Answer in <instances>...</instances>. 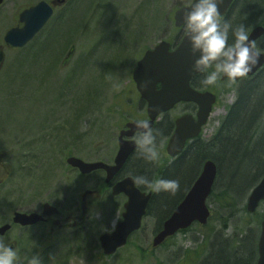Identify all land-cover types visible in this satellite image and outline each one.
Masks as SVG:
<instances>
[{
    "label": "rangeland",
    "instance_id": "1",
    "mask_svg": "<svg viewBox=\"0 0 264 264\" xmlns=\"http://www.w3.org/2000/svg\"><path fill=\"white\" fill-rule=\"evenodd\" d=\"M33 1L5 0L2 4L0 46L3 45L6 32L15 25L22 6ZM105 1L113 9L117 2L125 3L127 0ZM140 1L143 0H129L128 3L134 5ZM163 2L167 12L172 0ZM130 10L118 13L109 11L102 16L104 10H101L99 16L89 15L93 19L86 18L90 24L85 23V29H82L85 8L80 7L69 14L66 20L57 21L51 29L50 26L45 28L32 42L30 47L33 49L29 47L19 51L4 48V62L0 69V152L7 154L12 173L5 185L7 196L12 193L34 196L38 208L39 203L45 200L60 202L65 194L67 199L64 206L68 208L81 191L94 189L98 184L95 176L85 179L78 177L79 173L67 165L66 159L74 156L86 162L102 161V158L111 162L107 157L115 148V135L118 132L119 108L116 105L118 102L124 104V95L129 93L127 80L131 78V72L143 51L136 47L140 44L138 30L128 31L123 26L118 28L125 39L118 41L124 45L112 38L110 35L117 23L109 22L108 17L116 13L128 14ZM58 15L54 21L59 19ZM263 18L264 12L257 20ZM253 20L254 17L246 18L243 24L247 27ZM108 32H111L110 35ZM162 33L150 32L145 46L156 45L161 36H167V31ZM72 45L75 51L69 58L71 66L61 69L60 64L70 54L68 48ZM257 46H264V37ZM110 47L113 49L109 50ZM260 86L247 120L254 119V114L259 111L255 105L262 102L260 109H264V79ZM226 98L228 101L222 105H228L231 100L230 96ZM222 105L216 110L219 118L224 116ZM247 120L241 142L245 144V139L246 142L254 143L260 136L264 138V117L261 116L254 125V120ZM99 140L104 141L106 146H94ZM260 144H264V140L258 142V148ZM241 150L243 152L244 149ZM250 153L248 150L249 156ZM239 154L236 162L231 160V155L223 159L218 157L220 176L213 199L209 202L212 215L206 226L196 225L174 236L164 246L154 248L155 221L149 217L145 219L142 229L131 236L127 246L99 264H245L243 259L249 260L246 245L252 249L254 247L256 263L264 203L253 214L247 212L246 204L252 189L264 176L258 177L264 169L260 167L261 164H244L241 151ZM261 154L256 153L252 157L263 158L264 151ZM253 182L255 185L248 188ZM174 201L168 202L165 207L160 203L155 208L161 206L160 214H168ZM12 202V198L6 200L7 204ZM101 203L92 206L89 218L85 220L87 224L97 225L94 232L98 236L112 230L119 213H112L109 204ZM92 236L93 231H86L83 239L90 242ZM219 243L226 244L227 248L224 249L223 245L218 247ZM75 254L77 256L70 258L67 264H87L90 260L85 251L79 256L78 252ZM60 256L61 253H58L48 263L37 264H58Z\"/></svg>",
    "mask_w": 264,
    "mask_h": 264
},
{
    "label": "flooded vegetation",
    "instance_id": "2",
    "mask_svg": "<svg viewBox=\"0 0 264 264\" xmlns=\"http://www.w3.org/2000/svg\"><path fill=\"white\" fill-rule=\"evenodd\" d=\"M128 1L129 0L125 2L124 0L125 3L117 2L112 9L110 4L105 0H34L28 5L22 6L23 8L16 16L15 25L12 27H22L23 24L20 22V15L25 10L30 9L41 2H46L53 8V15L45 26V28L50 26V29L54 23L66 20L69 14L73 13L80 7H83V9L85 8L82 29H85V23L89 22L90 24V21L87 20L93 19H91L89 15H94L95 17L99 16L101 10H104L101 14L102 16L109 11H115L118 13L125 9L127 11L131 9L128 14L120 15L116 13V15H111V17L107 16L109 22L117 23L115 24L112 33L108 32L107 34L111 33V35H109L112 36V38L116 39L118 43L124 45V43L118 41V39H123L122 41L125 40L118 28L123 26L126 29L128 28V31H132L130 29L138 30L139 33L137 36L139 37L140 44H137L136 47L143 51L141 52L143 53L141 58L136 62L135 68L131 72V78L127 80L129 93L124 95L126 97L124 104L120 105L118 102L116 105V107L119 108V120L117 124L118 132L117 135H115V151H111L110 157H107L108 159H111V162L109 163L103 158L102 161H100V159L94 161L103 162L108 165H115L122 144H124V148L132 145L133 133L129 125L136 119L147 118L150 121L148 109L149 103L142 98L141 93L137 89V84L133 79V73L138 66V62L143 58L147 51L155 49L163 41L170 44V51H174L180 45L184 39V35L181 27L182 23L177 25L176 13L180 9L188 7L191 4V0H186L185 2H180L181 0H172V4L166 12L163 0H143L134 5L132 2L128 3ZM247 2L248 0H234L227 12L222 15V22H227L235 26L239 8ZM57 15L60 16L59 19L54 21V18ZM258 16L259 13L254 15V20H256ZM119 17H122V19H119ZM86 18L87 20H85ZM155 19H157V22ZM253 21L246 27L249 30V35L255 28L259 27L254 24ZM261 26L264 27V23H262ZM154 31H162V34L167 31V36H161V40L152 47L145 46L144 42L146 37L150 32ZM41 33L42 32H40L33 41H35ZM263 37L264 35L256 40L255 43L258 44ZM5 47L3 37V45L0 46V50H4ZM27 49H29V47L17 50L21 51ZM30 49H33V47H30ZM65 49L66 48H64V51ZM112 49L113 48L111 47L109 48V50ZM68 50L70 54L66 56V58H63L60 64L61 69H64L65 67L69 69L71 66V64H69V58L75 51V47L72 45ZM262 74H264V66L251 76L237 79L235 84L229 85L225 78H221L217 80L216 84L210 86H205L201 83L204 74L198 73L194 75L190 81V88L200 94L209 93L215 97L210 112L205 117V123L199 127L197 126L200 117H203L202 113H204V109L207 107L206 105L209 96L201 102L185 100L178 101L169 110L160 113L151 124L157 133L156 141L160 153L157 161L152 162L145 160L134 146L122 167L112 175L110 179H108V173L104 169H99L89 174H82L78 169L71 167V169L79 173L78 177L85 179L93 178L95 176V179H98L99 182L95 185L94 189L81 191L75 201L72 202L71 206L68 208L64 206L67 199L65 194L62 195L60 202L57 203L51 200H45L44 202L39 203L40 207L38 208H36V199L34 196L26 197L20 193H15L14 195L12 193L11 196H7L4 191L6 187L5 185L10 181L12 173L6 159L7 154L0 152V240L11 244L14 248L16 252L14 263L22 261L28 262L33 257L36 258L37 262L48 263L54 255L61 253L60 262L58 264H67L70 258L77 256L75 254L76 252H78L79 256L80 254H83V251L88 253L87 256L90 258L87 264H99L101 260L114 256L120 249L127 246L129 239L124 247L119 248L114 255L108 256L104 253L101 245V236L107 232L99 236L96 235L94 232L96 230V224H87L85 223V220L89 218V212L91 211L92 206L100 204L102 201L101 205H110L108 208L112 213L113 211L114 213L119 212L114 227L112 230L108 231L113 232L118 224L123 221V213L125 212V206L128 202V197L125 193L114 194V187L128 177L133 178L134 176H144L149 181H155L161 178L164 179L166 173L172 168L175 170L174 172L177 177L179 176L182 178L185 175L184 177L186 181L174 198L175 201L172 209L168 214L164 215L160 214L159 208H155L156 205L159 204V192L152 191L147 185L135 184L144 195H150L146 207V213L142 219L141 229L144 225L145 219L149 217L154 219V237L164 229L166 221L172 217L173 213L186 199L194 184L202 175L206 163L212 161L217 167V176L212 188V193L207 199V205L209 206V202L213 199L220 176L218 157L220 156L219 154L222 149V141L228 137L227 135L230 130V123L228 120L241 101L242 90L246 88L248 83H254V81ZM160 87L161 85L157 83L156 89L159 90ZM227 96H230L231 100L228 102V105H222L223 102L226 103V101H228L226 98ZM220 105H222L223 108V118H219L218 112L216 111L217 107ZM256 118L257 115L252 119L254 120L252 123L253 125L255 124ZM177 131H180L183 136H187L181 148L177 145H171L170 143ZM94 146H106V143L99 140ZM142 163L146 168L140 172L136 168ZM65 192L67 194V191ZM221 196L223 197L222 192ZM9 198L14 199V202L7 204L6 200ZM161 201V204H163L164 201ZM46 205H50V207L45 208ZM209 208L212 215L211 207L209 206ZM32 214L39 215L41 219L29 223L27 218L20 217V215L30 216ZM196 225L199 226L201 224L195 221L189 228L185 229V231L180 230L177 235L182 232H187V230H190ZM86 231H93V236L91 237L90 242L88 240L86 241L85 238L83 239L84 232ZM170 239L171 238H168L165 242L157 246H154L152 243V247L160 248ZM253 251L254 247L252 249V252Z\"/></svg>",
    "mask_w": 264,
    "mask_h": 264
},
{
    "label": "water",
    "instance_id": "3",
    "mask_svg": "<svg viewBox=\"0 0 264 264\" xmlns=\"http://www.w3.org/2000/svg\"><path fill=\"white\" fill-rule=\"evenodd\" d=\"M233 1L223 0L219 5V11L222 15L227 12ZM3 2L4 0H0V5ZM188 7H184L176 13L177 25L182 23L184 13ZM52 15L53 8L46 2H41L25 10L20 15V22L23 26L12 28L6 33L4 37L5 45L12 49L25 47L44 29ZM263 35L264 27L259 26L250 33L249 39L256 41ZM198 55V53L195 55L192 53L187 39L184 38L174 51H170L168 42H161L155 49L147 51L138 62V66L133 73V79L142 98L149 103L148 109L151 124L160 113L169 110L178 101L201 102L209 96L207 107L204 109L203 117H200L197 126L199 127L205 123V117L210 112L215 97L209 93L200 94L190 88L192 77L198 74L193 70V62ZM3 58L4 54L0 51V65L3 62ZM263 66L264 54H261L247 76L253 75ZM157 83L161 85L159 90L156 89ZM129 127L131 128L132 124ZM186 137L180 131H177L170 143L181 148ZM133 147L134 143L126 148L122 144L115 165H108L103 162H86L74 156L68 158L67 163L73 168H77L82 174H89L93 171L104 169L108 173V179H110L122 167ZM216 176L217 167L214 162L209 161L186 199L173 213L172 217L166 221L164 229L155 236L154 246L162 244L167 238L178 233V231L190 227L195 221L202 225L207 224L210 217L207 199L212 193ZM118 193H125L128 197V202L123 213V221L118 224L112 233H105L101 236L102 248L108 256L113 255L119 248L126 245L128 238L140 229L150 198V195H144L136 187L133 178L130 177L114 187V194ZM262 202H264V177L251 191L247 202V210L255 212ZM48 207L50 205H46L45 208ZM20 217L27 218L29 223L41 219L37 214L30 216L20 215ZM258 255L256 264H264V219L261 222Z\"/></svg>",
    "mask_w": 264,
    "mask_h": 264
},
{
    "label": "clouds",
    "instance_id": "4",
    "mask_svg": "<svg viewBox=\"0 0 264 264\" xmlns=\"http://www.w3.org/2000/svg\"><path fill=\"white\" fill-rule=\"evenodd\" d=\"M223 0H191L184 13L182 31L192 53L199 54L193 62V70L202 73L201 83L205 86L216 84L225 78L229 85L237 78H243L252 70L264 49L249 39V30L244 24L233 26L222 22L219 5ZM231 37V42H230ZM132 140L135 149L145 160L155 162L160 153L157 133L147 118L132 123ZM134 184L147 185L152 191L172 192L178 188L176 180L157 179L149 181L144 176H134ZM16 252L9 243L0 240V264H14ZM28 264H37L33 257Z\"/></svg>",
    "mask_w": 264,
    "mask_h": 264
},
{
    "label": "trees",
    "instance_id": "5",
    "mask_svg": "<svg viewBox=\"0 0 264 264\" xmlns=\"http://www.w3.org/2000/svg\"><path fill=\"white\" fill-rule=\"evenodd\" d=\"M262 12H264V0H248L247 3H245L242 7L239 8V11L237 14L238 18H237L236 24L237 23H238L237 25L243 24L244 21L246 20V18H251V17L253 18L254 15H256L258 13L260 15ZM236 24H235V26H236ZM43 42H41L40 45ZM32 44L33 43H30L28 45V47H30ZM262 49H264V46H262ZM260 88H261V86L255 85L254 83H248L246 85V88L242 90L241 101L238 104V106L234 109V111L232 112V114L228 120V122L230 123V130L228 132V137L222 141V144H221L222 149H221V152L219 155L222 157V159L231 155L233 157V158H231V160L235 161V160H237V157L240 156L239 153L241 151V153H242L241 159H244V164H251V165L252 164L253 165L261 164L260 167H263V169H264V157L263 158L252 157V155L256 154V153H259L260 156L262 155L261 152L264 151V144H260V148H258L257 146H258L259 141L264 140L263 137L261 138V136H260L259 140L255 144L254 150L251 151L250 156L248 155L247 151L243 150V152H242V150H241V148L244 149L248 144V142H246L245 139H244L245 144L243 143V141L241 142L242 133L245 129L244 126H246L245 123H246L247 117H248L249 113L251 112V108H252V104H253L254 99H255V95H256V93H259L258 91L260 90ZM255 107L257 108L256 105H255ZM232 120L235 122L232 123ZM248 127H249V125H248ZM243 145H244V147H243ZM145 168L146 167H144L143 163H142L136 169H138L140 172H142ZM256 168H254V171L256 170ZM174 171L175 170L172 168L171 173L168 175L166 174L165 179L176 180L178 182V188L175 190L174 193L166 192V191H161L160 193H158V194H160V200H158V202L160 204L162 202L161 200H163L164 201V203H163L164 207L168 202L174 200L177 193L180 191V189L182 188L183 184L186 181L185 177H184L185 175L182 178L179 176L177 177ZM255 183H257V182H255ZM161 208L162 207L160 206L159 209H161ZM259 223H260V220L258 218V224ZM246 252H247L246 256H249V260L243 259V260H245V264L246 263L247 264H253L255 262V258H254L255 250L252 252V248L246 246ZM197 256H199V253H197ZM240 256L242 257V254H240ZM250 257H252V258H250ZM250 259H251V261H250Z\"/></svg>",
    "mask_w": 264,
    "mask_h": 264
},
{
    "label": "bare ground",
    "instance_id": "6",
    "mask_svg": "<svg viewBox=\"0 0 264 264\" xmlns=\"http://www.w3.org/2000/svg\"><path fill=\"white\" fill-rule=\"evenodd\" d=\"M264 19V18H263ZM254 20L253 22H254V24H256V25H258V26H261L262 25V23H263V21L264 20ZM264 79V74H262L257 80H255L254 81V84L255 85H258V86H260V84L262 83V80ZM260 103H262V102H260ZM260 103L258 104V106H257V109L259 110V111H257V113L255 114V115H257V118H256V120H255V122H257L260 118H261V116H262V118L264 117V109H263V107L260 109V107H261V105H260ZM249 121L250 120H252V118L251 119H248ZM262 120V119H261ZM233 122H235V121H233L232 120V123ZM263 122V121H262ZM231 123V124H232ZM228 136V135H227ZM257 142H256V140H255V142L253 143V142H251L250 143V141H248V144H247V146L244 148V150L245 151H247L248 152V150H250V152L251 151H253L254 150V148H255V144H256ZM264 174V171L263 172H261L259 175H258V177L260 178L262 175ZM259 180V179H258ZM257 180V181H258ZM256 181V182H257ZM254 183V182H253ZM253 183H251L250 185H249V187L248 188H250L251 186H253ZM255 185V184H254ZM224 246V249H226L227 248V245L226 244H221V243H219V246L218 247H221V246ZM247 246V245H246Z\"/></svg>",
    "mask_w": 264,
    "mask_h": 264
}]
</instances>
